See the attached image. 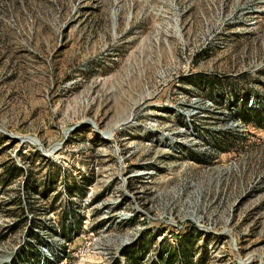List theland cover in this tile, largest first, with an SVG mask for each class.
Listing matches in <instances>:
<instances>
[{"label": "rangeland", "instance_id": "obj_1", "mask_svg": "<svg viewBox=\"0 0 264 264\" xmlns=\"http://www.w3.org/2000/svg\"><path fill=\"white\" fill-rule=\"evenodd\" d=\"M200 74L264 89V0H0V264H264V129L219 152Z\"/></svg>", "mask_w": 264, "mask_h": 264}, {"label": "built area", "instance_id": "obj_2", "mask_svg": "<svg viewBox=\"0 0 264 264\" xmlns=\"http://www.w3.org/2000/svg\"><path fill=\"white\" fill-rule=\"evenodd\" d=\"M247 86L248 87L244 89L243 87L232 86V83L228 84L225 81H222L221 84L213 86L212 97H206L198 92L194 93L196 98L199 97L211 104V106L208 107L211 112H218L219 108H225L227 111L225 112L228 114V118L225 121L228 124L227 128L222 130H212L208 137L212 140L213 144L219 143V148L217 150L221 153L225 152L221 150V144L223 145L227 140L243 138L244 131L249 125L237 117L241 105H244L250 112L264 113V89H260L252 83ZM254 128L262 129L261 127L256 126H254ZM54 259H52V261ZM42 262L47 263V260L42 258Z\"/></svg>", "mask_w": 264, "mask_h": 264}, {"label": "trees", "instance_id": "obj_3", "mask_svg": "<svg viewBox=\"0 0 264 264\" xmlns=\"http://www.w3.org/2000/svg\"><path fill=\"white\" fill-rule=\"evenodd\" d=\"M200 75H203V77H202L203 78L202 85H204V87H202L201 84H199L198 87L201 88V89L203 88L202 91L204 89L210 90V93L203 94L201 92L200 94H202V95H204L206 97H212L213 96L212 95L213 86L216 85V84H221L222 83V79L218 78V77H214V76L206 77L207 76L206 74H200ZM237 117H239L240 119H242L244 122H246L248 124H249V122H253V123L256 122L254 124V126L261 127L262 129H264V113H262V112H250V111H248V109H246V107L244 105H241L239 107V111H238ZM231 142H233V141L232 140H227L226 143H231ZM224 151L226 152V150H224ZM227 151H230V150L227 149ZM12 171H13V173L17 174L19 170L16 167H13ZM24 201H23V203H24ZM70 227H71V225H70ZM159 258L161 260L162 256H159ZM36 264H38V261H37ZM39 264H51V263L50 262L49 263H46V262L43 263L40 260ZM150 264H158V262H151ZM164 264H166V263L164 262Z\"/></svg>", "mask_w": 264, "mask_h": 264}]
</instances>
